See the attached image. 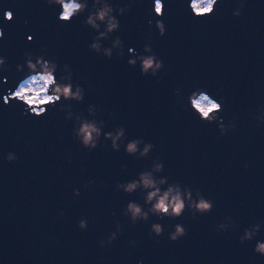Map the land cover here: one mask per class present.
Instances as JSON below:
<instances>
[{
  "label": "water",
  "instance_id": "95a60500",
  "mask_svg": "<svg viewBox=\"0 0 264 264\" xmlns=\"http://www.w3.org/2000/svg\"><path fill=\"white\" fill-rule=\"evenodd\" d=\"M127 2L129 10L118 17L120 29L112 33L124 41L125 55L107 59L86 47L94 33L81 25L83 16L64 23L44 0H0V55L9 66L0 70V78L7 77V82L0 79V93L23 77L15 69L23 64L22 53L39 54L44 46L46 58L58 54V63H68L73 79L85 88L83 102H71L74 112L94 103L105 130L123 125L127 138L143 137L155 145L148 158L138 160L123 148L112 151L108 142L88 152L72 140V121L62 112L21 115L22 103L0 101V264H136L138 259L143 264H264V256L252 252L254 240H237L243 227L264 219V122L254 120L257 106L264 108V0H245L238 17L231 14L236 0H220L215 14L204 19L192 16L187 0H165L162 37L147 24L157 18L152 0ZM5 8L13 11L12 21L3 18ZM145 42L164 61L158 78L141 76L126 62L127 48L141 51ZM197 82L214 97H224L222 115L225 121L235 117L234 130L217 138L215 123L203 124L182 107ZM177 87L179 95L173 93ZM7 151L19 159L5 162ZM69 154L71 163L65 159ZM157 155L164 162L158 175L170 170V180L199 187L214 199L210 213L196 220L187 211L171 221L151 216L135 225L120 215L129 199L143 200L138 191L114 190V181L133 178ZM90 178L95 183L82 187ZM74 187L81 192L75 198ZM226 215L238 227L216 233L214 225ZM81 216L88 220L86 230L76 227ZM114 220L123 235L101 248L97 241L113 230ZM153 221L165 225L163 237L148 236ZM177 222L187 235L169 241L168 225ZM256 238L264 240V225Z\"/></svg>",
  "mask_w": 264,
  "mask_h": 264
},
{
  "label": "clouds",
  "instance_id": "9594fccd",
  "mask_svg": "<svg viewBox=\"0 0 264 264\" xmlns=\"http://www.w3.org/2000/svg\"><path fill=\"white\" fill-rule=\"evenodd\" d=\"M44 3L53 7L56 19L64 23H71L77 17L83 16L80 20L82 26L92 29L94 35L86 45L88 49L99 56L111 59L113 54L122 57L124 53V41L119 35L112 36V33L120 29L119 16L123 15L130 8V3L125 0L124 3L117 2L113 4L111 0H44ZM220 0H187V8L193 17L204 19L209 15H214L216 6ZM58 6V11L56 10ZM165 0H152V13L156 19H148L147 24L151 28L154 26L157 35L164 36L166 26L162 19L165 10ZM245 7V0H236V6L232 9V16L241 15V10ZM86 13V15H85ZM3 18L6 21H12L14 13L10 8L3 10ZM27 24L28 21L24 20ZM4 36L3 29L0 28V39ZM27 40L32 41V35H27ZM107 40V46L103 41ZM127 64L131 67H138L141 76H152L158 78V73L165 65L160 55L156 53L149 42L142 45L141 51H136L132 47L127 48ZM23 64L16 63L15 69L18 72H24L23 77L17 82L14 88H6L0 93V101L7 106L10 101L22 103L25 106L21 115H34L40 117L47 115L50 109H55L64 114V120L72 121L70 130L71 138L88 152H92L98 146H104L108 142V147L112 151L123 152L132 156L134 159L148 158L155 145L143 137L127 138L126 130L123 125H117L111 130H105L106 123L103 118H97L101 112L100 106L94 103H88L83 111H73L72 101L82 103L85 96V88L78 80L73 79V69L68 63L60 64L58 54H53L52 58L47 57V50L41 46L39 54L32 51H24ZM0 70L7 72L9 66L7 58L0 55ZM7 82V77L0 78ZM89 91L92 85L88 86ZM219 91V90H218ZM179 87L173 89L175 95H179ZM224 97H214L207 88L198 85V82L182 98V107L190 110L196 115L199 122L203 124L215 123L217 138L237 127L235 117L225 121L222 113L224 112ZM87 113V115H85ZM107 116L111 118L112 112L108 111ZM256 122H264V108L257 106L254 113ZM5 162H15L19 159L13 151H7L3 154ZM67 162L71 163V154L65 157ZM121 168L127 165L121 163ZM243 167L247 169L248 163ZM164 172V162L157 155L152 158L151 164L138 171L133 178L127 180L114 181V190L126 194L139 192L142 196L143 204L137 200L129 199L120 209V215L126 217L128 222L135 225L137 221L148 222L151 216L158 220L167 219L178 220L185 211H187L193 220L198 216H203L214 208V199L211 196H205L199 187L193 188L190 184H181L179 180H170L171 171L166 175H158ZM93 179H89L82 185L88 188L94 184ZM103 183V182H101ZM79 188L72 189L73 197L80 196ZM115 215V212H110ZM63 217L64 213H59ZM264 225V219H257L241 229V234L237 236L240 244L246 241H255L252 245V252L264 256V240L257 239L261 226ZM88 220L81 216L76 221V227L80 230H86ZM238 227L233 217L226 215L223 219L214 225L216 233L227 232ZM167 239L177 241L187 235V229L184 224L177 222L168 225ZM165 225L159 222H151L148 227V236L163 237ZM118 235H123V228L118 220L113 221V230L109 231L106 237L97 241L101 248L110 246L112 242L118 239ZM158 242V241H157ZM129 244H136L135 240H130ZM126 255H129L126 253ZM136 264H143V260L138 259Z\"/></svg>",
  "mask_w": 264,
  "mask_h": 264
}]
</instances>
